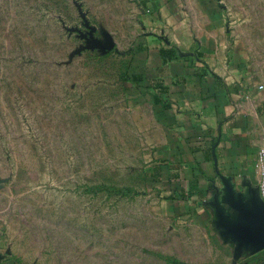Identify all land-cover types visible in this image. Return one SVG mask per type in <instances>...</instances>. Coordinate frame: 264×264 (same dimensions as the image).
Listing matches in <instances>:
<instances>
[{"label":"rangeland","instance_id":"374dc122","mask_svg":"<svg viewBox=\"0 0 264 264\" xmlns=\"http://www.w3.org/2000/svg\"><path fill=\"white\" fill-rule=\"evenodd\" d=\"M202 2L264 56V0ZM199 30L201 0H0V249L12 264H263L260 202L201 218V199L172 201L147 175L155 111L129 84V53Z\"/></svg>","mask_w":264,"mask_h":264},{"label":"crops","instance_id":"0c3cea01","mask_svg":"<svg viewBox=\"0 0 264 264\" xmlns=\"http://www.w3.org/2000/svg\"><path fill=\"white\" fill-rule=\"evenodd\" d=\"M222 16L201 0L197 38L149 37L129 53V84L155 111L148 178L172 201L201 199V218L260 202L264 88L258 85L264 87V77H256L253 65L264 64V56H254L250 43H232ZM0 264H12L1 249Z\"/></svg>","mask_w":264,"mask_h":264},{"label":"built area","instance_id":"2783aa9c","mask_svg":"<svg viewBox=\"0 0 264 264\" xmlns=\"http://www.w3.org/2000/svg\"><path fill=\"white\" fill-rule=\"evenodd\" d=\"M258 89L262 90L263 86L258 85ZM258 166H259V195L262 201H264V149H261L258 153Z\"/></svg>","mask_w":264,"mask_h":264},{"label":"water","instance_id":"95a60500","mask_svg":"<svg viewBox=\"0 0 264 264\" xmlns=\"http://www.w3.org/2000/svg\"><path fill=\"white\" fill-rule=\"evenodd\" d=\"M259 201L262 202L261 198H260V195H259Z\"/></svg>","mask_w":264,"mask_h":264}]
</instances>
